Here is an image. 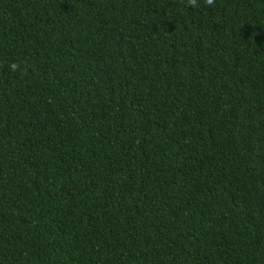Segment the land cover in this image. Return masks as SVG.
<instances>
[{
	"label": "trees",
	"instance_id": "1",
	"mask_svg": "<svg viewBox=\"0 0 264 264\" xmlns=\"http://www.w3.org/2000/svg\"><path fill=\"white\" fill-rule=\"evenodd\" d=\"M0 264H264V0H0Z\"/></svg>",
	"mask_w": 264,
	"mask_h": 264
},
{
	"label": "clouds",
	"instance_id": "2",
	"mask_svg": "<svg viewBox=\"0 0 264 264\" xmlns=\"http://www.w3.org/2000/svg\"><path fill=\"white\" fill-rule=\"evenodd\" d=\"M208 2H209V3H211V2H212V0H208Z\"/></svg>",
	"mask_w": 264,
	"mask_h": 264
}]
</instances>
